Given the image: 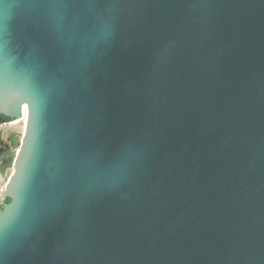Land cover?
I'll return each mask as SVG.
<instances>
[{"label": "water", "instance_id": "water-1", "mask_svg": "<svg viewBox=\"0 0 264 264\" xmlns=\"http://www.w3.org/2000/svg\"><path fill=\"white\" fill-rule=\"evenodd\" d=\"M24 105L0 264H264V0H0Z\"/></svg>", "mask_w": 264, "mask_h": 264}, {"label": "rangeland", "instance_id": "rangeland-1", "mask_svg": "<svg viewBox=\"0 0 264 264\" xmlns=\"http://www.w3.org/2000/svg\"><path fill=\"white\" fill-rule=\"evenodd\" d=\"M25 120L0 122V207L4 191L13 172L14 163L22 144Z\"/></svg>", "mask_w": 264, "mask_h": 264}, {"label": "bare ground", "instance_id": "bare-ground-1", "mask_svg": "<svg viewBox=\"0 0 264 264\" xmlns=\"http://www.w3.org/2000/svg\"><path fill=\"white\" fill-rule=\"evenodd\" d=\"M20 119L25 120V125L27 126L28 118H27V106L26 105L23 106V114H22V117ZM15 121H17V120H15ZM25 129H26V127H25Z\"/></svg>", "mask_w": 264, "mask_h": 264}, {"label": "trees", "instance_id": "trees-1", "mask_svg": "<svg viewBox=\"0 0 264 264\" xmlns=\"http://www.w3.org/2000/svg\"><path fill=\"white\" fill-rule=\"evenodd\" d=\"M5 119V117L0 116V122L3 121Z\"/></svg>", "mask_w": 264, "mask_h": 264}, {"label": "built area", "instance_id": "built-area-1", "mask_svg": "<svg viewBox=\"0 0 264 264\" xmlns=\"http://www.w3.org/2000/svg\"><path fill=\"white\" fill-rule=\"evenodd\" d=\"M3 200V199H2ZM2 200H1V204H2Z\"/></svg>", "mask_w": 264, "mask_h": 264}]
</instances>
